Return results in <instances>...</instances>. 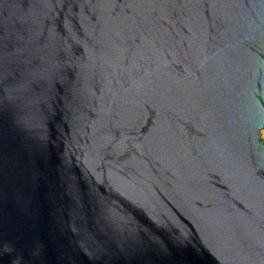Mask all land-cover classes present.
<instances>
[{
  "label": "water",
  "instance_id": "1",
  "mask_svg": "<svg viewBox=\"0 0 264 264\" xmlns=\"http://www.w3.org/2000/svg\"><path fill=\"white\" fill-rule=\"evenodd\" d=\"M264 0H0V264H264Z\"/></svg>",
  "mask_w": 264,
  "mask_h": 264
},
{
  "label": "rangeland",
  "instance_id": "2",
  "mask_svg": "<svg viewBox=\"0 0 264 264\" xmlns=\"http://www.w3.org/2000/svg\"><path fill=\"white\" fill-rule=\"evenodd\" d=\"M260 138L263 140L264 142V127L260 130Z\"/></svg>",
  "mask_w": 264,
  "mask_h": 264
}]
</instances>
